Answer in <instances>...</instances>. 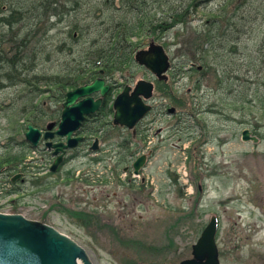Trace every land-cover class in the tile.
Returning <instances> with one entry per match:
<instances>
[{
    "label": "rangeland",
    "instance_id": "1",
    "mask_svg": "<svg viewBox=\"0 0 264 264\" xmlns=\"http://www.w3.org/2000/svg\"><path fill=\"white\" fill-rule=\"evenodd\" d=\"M15 1L0 0V72L16 53L15 35L22 38L28 30L45 34L40 72L60 74L79 57L90 63L85 52L95 47L90 45L94 34L80 39L78 52L73 51V25L104 35L124 12L119 0H26L27 12L13 10L9 4ZM223 3L197 0L187 25L158 41L145 40L168 57L165 81L135 63L103 77L117 85L110 101L121 85L155 83L147 102L151 111L133 130L106 126L94 137L97 151L86 145L69 150L55 172L49 171L53 157L42 143L33 149L24 140L21 111L32 102L29 89L0 81V156L26 155L24 170L0 174V213L54 228L83 248L90 264H179L214 216L221 264H264V0H247L239 8L235 0L222 10ZM217 9L221 21L230 23L227 29L234 30V41L202 44L197 33L206 31L208 14ZM29 12L34 22H27ZM54 12L60 16H51ZM61 41L65 47L56 53ZM202 55L208 58L201 79ZM56 99L50 93L41 108L53 111ZM52 122L45 120L42 129ZM245 130L256 143L241 140ZM141 155L147 162L134 177L131 164Z\"/></svg>",
    "mask_w": 264,
    "mask_h": 264
},
{
    "label": "trees",
    "instance_id": "2",
    "mask_svg": "<svg viewBox=\"0 0 264 264\" xmlns=\"http://www.w3.org/2000/svg\"><path fill=\"white\" fill-rule=\"evenodd\" d=\"M24 1L26 0H16L9 5L15 11L25 9L23 5ZM30 1L36 3L39 0ZM234 1L224 0L220 9L228 8ZM246 1L240 0V5L236 8L244 5ZM119 2L120 7L124 10L122 18L116 23L110 21L111 23L105 29L106 36L105 34L101 35L99 29L92 32H84L78 30V25H73L72 32L69 33V37L73 41L71 43L72 49L74 48L73 51L78 52L76 50V47L79 46L78 41L89 34H94V39L91 40L90 45L92 47L95 45V47L85 52L89 62L91 61L90 63L82 61L83 59H80L82 57L78 58L80 60L74 58L70 61V64H73V66H65L60 74H47L39 70L40 64L45 62L44 33L28 30L24 37H19V39L17 37L20 36V33L15 35L14 40L17 42L16 53L10 61H6L5 71L0 72V81H8L12 86H25L29 89L28 92L32 94L31 104L21 111L22 118L25 120L20 125L22 130H25L27 125L42 129L44 121H47L48 118L57 121L60 113V104L63 102L66 92L88 84L96 78L112 76L117 72H122L125 65H128V68H130L134 64L132 59L134 52L141 48L142 44H145V40L148 41L149 38H152L158 41L171 30L187 25L188 18L191 17L192 12L198 9L197 4H195L197 0H119ZM218 10L212 13H210L211 11L209 12L206 31L202 34L200 32L197 33L200 41L202 38V44L213 45L215 42L222 43L224 41L228 43L234 41V36H232L234 30L227 29V27H230V23L227 21L225 25V22L221 21L223 14H217ZM25 12H27V9H25ZM30 14L29 12L27 22H30L29 20H33L32 22H34L35 19H32L34 17L30 18ZM50 15L53 17L60 16L57 12ZM69 15L67 14L64 17H68ZM35 17H38L41 22L44 18L43 16ZM59 21H61V17ZM8 25H11V23L8 22ZM37 25L38 23L30 24L32 27H36ZM87 27L90 28L89 26ZM77 31L79 33H77V36H74L73 32ZM32 39L36 40L33 41ZM9 41L10 43H14L12 37ZM97 41H103V44L97 43ZM31 44H33L32 47L30 46ZM64 47L65 44L61 41L55 46L54 50L56 53H60ZM219 48L222 49V45ZM73 51L68 48L67 55L72 56ZM198 52L201 55V53H204V50L198 49ZM113 55L117 58L114 59ZM50 56L51 54L46 53V58ZM202 56L201 59L203 60L199 59L201 61L200 66L202 67L201 79L204 77V66L207 64L204 61L208 58V56ZM86 57L84 59H87ZM100 71H102V75ZM217 71L221 73L220 70ZM221 82L219 78L218 83ZM50 93L55 94L57 107L53 111L45 112L41 108L40 102L42 98L47 97ZM108 99L96 116L99 122H107L112 127L110 121L112 113L108 108L110 102ZM108 118L109 121H107ZM85 123L80 129L83 135L92 138L100 136L103 132L100 128L101 125L96 128H86ZM25 156L24 153L22 155L7 154L0 156V174L6 172L9 175L24 170ZM129 156L133 157L134 154L130 153Z\"/></svg>",
    "mask_w": 264,
    "mask_h": 264
},
{
    "label": "water",
    "instance_id": "3",
    "mask_svg": "<svg viewBox=\"0 0 264 264\" xmlns=\"http://www.w3.org/2000/svg\"><path fill=\"white\" fill-rule=\"evenodd\" d=\"M134 61L138 66L149 71L157 80H165L170 67L163 48L153 43L145 50L135 53ZM109 86L103 79H95L89 84L77 87L65 94L59 122L49 123L44 132L27 125L24 140L31 148H36L42 139L47 149H52L54 160L50 172H55L62 163L67 150L75 148L82 137L76 136L86 117L94 115L101 107L102 98L108 93ZM153 84L144 80L136 82L134 87L126 86L112 103V122L115 126L132 130L150 110L146 101L152 97ZM99 97L94 100L93 95ZM174 109H169L172 114ZM249 131L241 134L242 141L257 142L250 137ZM54 137L64 139V142L53 144ZM96 141L92 150H96ZM146 157L139 156L131 165L134 175L145 164ZM127 169H125L126 171ZM20 174L14 175V183ZM216 232L215 219L211 218L202 231L197 242L192 246L191 260H183L179 264H219L217 248L214 240ZM90 264L89 259L79 245L69 237L54 228L38 221L28 220L20 214L0 213V264Z\"/></svg>",
    "mask_w": 264,
    "mask_h": 264
},
{
    "label": "flooded vegetation",
    "instance_id": "4",
    "mask_svg": "<svg viewBox=\"0 0 264 264\" xmlns=\"http://www.w3.org/2000/svg\"><path fill=\"white\" fill-rule=\"evenodd\" d=\"M151 43V42H150ZM150 43H148V44H142V47H148V45L150 44ZM137 51V50H136ZM135 51V52H136ZM134 52V53H135ZM126 61V60H125ZM170 70V69H169ZM157 80V79H156ZM126 81V80H125ZM158 81V80H157ZM165 81V80H164ZM104 82H105V84L107 85V86H109V91H108V93L102 98V103H101V107L102 106H104V104H105V102L107 101V99L109 98L108 96L110 95V93L112 92V90H113V87H116L117 85H109L108 84V82H107V79H104ZM158 82H160V81H158ZM152 84H153V91H154V88H155V83H153V82H151ZM126 86H129L128 84H125V85H121V87H122V89L121 90H123ZM152 96H153V92H152ZM99 97V95L98 94H94L93 95V99L94 100H96L97 98ZM152 98V97H151ZM150 98V99H151ZM149 99V100H150ZM148 100V101H149ZM64 101V100H63ZM109 101H110V98H109ZM148 101H146V102H148ZM63 103V102H62ZM62 103L60 104V111H61V107H62ZM112 103H113V99L109 102V109L111 110V113H112ZM151 111V107H150V110L147 112V114L144 116V118L141 120V121H143L147 116H148V114H149V112ZM167 113H168V111H167ZM60 114V113H59ZM97 113L96 114H94V115H90V116H88L87 118H85V120L82 122V124H81V126L85 123V127L87 128V127H89V128H96V127H98L99 125H101V129L102 130H104L105 129V127L106 126H110V125H108L107 124V122H102V121H100L99 122V120L97 119ZM140 121V122H141ZM56 122V121H55ZM112 124V123H111ZM111 127V126H110ZM112 127H114L113 125H112ZM76 136H81L82 137V140H81V142L75 147V148H78L79 146H82V145H86V146H88L89 147V150L90 151H93L92 150V147H93V145H94V142L96 141V145H97V138H94V141H93V143L91 144L90 143V141L92 140V139H90V137H88V136H85V135H83L82 134V132H81V130L79 129V131L76 133ZM52 143H60V142H63V139H61V138H57V137H54L53 139H52V141H51ZM42 145L45 147V150L47 151V154L52 158L53 156H52V151L51 150H49V149H47L46 148V146L44 145V143L42 142ZM97 149H98V146H97ZM97 149L96 150H94V151H97ZM68 152V151H67ZM66 152V153H67ZM197 192H201V187H200V185H197ZM203 230V229H202ZM222 253H217V258H218V262H219V264H221L220 263V255H221ZM186 259H192V253H190V257L189 258H186Z\"/></svg>",
    "mask_w": 264,
    "mask_h": 264
},
{
    "label": "bare ground",
    "instance_id": "5",
    "mask_svg": "<svg viewBox=\"0 0 264 264\" xmlns=\"http://www.w3.org/2000/svg\"><path fill=\"white\" fill-rule=\"evenodd\" d=\"M77 263H78V264H82V262H81L80 260H77Z\"/></svg>",
    "mask_w": 264,
    "mask_h": 264
}]
</instances>
